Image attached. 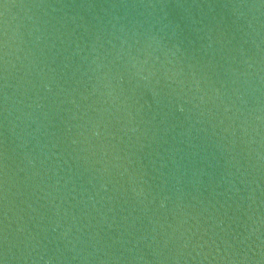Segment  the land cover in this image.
Returning a JSON list of instances; mask_svg holds the SVG:
<instances>
[{"label":"water","instance_id":"water-1","mask_svg":"<svg viewBox=\"0 0 264 264\" xmlns=\"http://www.w3.org/2000/svg\"><path fill=\"white\" fill-rule=\"evenodd\" d=\"M0 264H264V0H0Z\"/></svg>","mask_w":264,"mask_h":264}]
</instances>
